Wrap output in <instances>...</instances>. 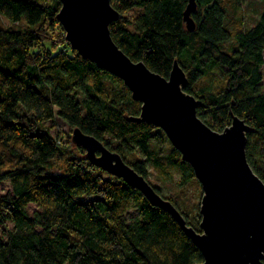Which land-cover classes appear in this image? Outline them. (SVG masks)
Here are the masks:
<instances>
[{
	"label": "trees",
	"instance_id": "16d2710c",
	"mask_svg": "<svg viewBox=\"0 0 264 264\" xmlns=\"http://www.w3.org/2000/svg\"><path fill=\"white\" fill-rule=\"evenodd\" d=\"M196 1L191 32L188 0H112L122 17L111 37L165 79L177 62L184 91L202 102L198 116L213 131L223 133L236 116L246 122L248 163L264 181V0L254 24L242 11L248 0ZM61 8L58 0H0V16L13 26L0 27V184L12 187L0 195V264L203 263L171 214L92 166L74 143L77 153L68 150L47 126L61 118L145 179L149 166L169 178L174 168L183 186L199 184L160 128L129 121L142 104L125 82L73 50L57 19ZM175 206L201 232L200 214L192 222Z\"/></svg>",
	"mask_w": 264,
	"mask_h": 264
},
{
	"label": "water",
	"instance_id": "95a60500",
	"mask_svg": "<svg viewBox=\"0 0 264 264\" xmlns=\"http://www.w3.org/2000/svg\"><path fill=\"white\" fill-rule=\"evenodd\" d=\"M57 16L74 51L125 82L141 116L129 121L160 128L183 160L195 172L203 190L201 232L186 223L174 203L156 189L117 152L75 128L74 145L86 151L88 162L140 190L154 206L163 208L181 225L204 257L201 264H264V181L255 174L246 155L252 130L240 118L223 133L213 131L198 116L202 104L184 91L185 71L176 62L165 79L143 62L132 61L111 37L110 25L121 19L112 0H58ZM184 21L196 24V0H188Z\"/></svg>",
	"mask_w": 264,
	"mask_h": 264
},
{
	"label": "rangeland",
	"instance_id": "374dc122",
	"mask_svg": "<svg viewBox=\"0 0 264 264\" xmlns=\"http://www.w3.org/2000/svg\"><path fill=\"white\" fill-rule=\"evenodd\" d=\"M242 11H244V18L246 19L247 24H254L255 20L258 18L260 12L262 11L261 3L259 0H248L242 5ZM130 15L132 17L135 15V13H131ZM0 27L10 28L13 26L10 21H7L4 17L0 16ZM47 126L50 127L49 129L52 131V134L57 137V139L63 140L65 142L68 150L77 153L73 146H71L73 145V141L71 140L73 129L69 128L61 118H57L54 122L47 123ZM129 159L135 160L134 157H130ZM57 163V170H63L65 168V163H63L61 160ZM168 172L170 173V178L169 176H167V173L164 174L149 166V176L146 178V180L166 200L178 205L182 210H186L185 212L188 213L190 221H195L196 218L198 219V214H200L201 216L200 209L203 198V190L201 188L200 182L198 181L199 184L197 182H193L186 186H183L181 173L178 170L171 168V170H168ZM93 173L98 174L100 172L94 170ZM11 189L12 187L10 185V181L6 180L5 182L0 184V195H6V193L10 192ZM30 209L31 212H33L37 208L34 206ZM132 216H134V213H132ZM201 220L202 216L200 217L199 222H201Z\"/></svg>",
	"mask_w": 264,
	"mask_h": 264
}]
</instances>
